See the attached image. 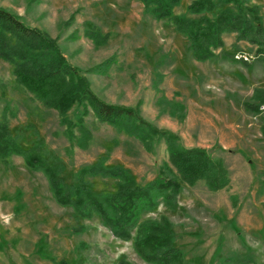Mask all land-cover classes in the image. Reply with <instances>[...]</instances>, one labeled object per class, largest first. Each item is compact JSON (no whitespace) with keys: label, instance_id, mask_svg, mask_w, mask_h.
<instances>
[{"label":"rangeland","instance_id":"obj_1","mask_svg":"<svg viewBox=\"0 0 264 264\" xmlns=\"http://www.w3.org/2000/svg\"><path fill=\"white\" fill-rule=\"evenodd\" d=\"M245 1L264 34V0ZM192 2L181 0L174 12L199 17L188 12ZM0 7L55 40L98 98L136 108L182 145L207 148L223 160L227 186L211 190L204 180L183 182L176 209L162 203L142 216L170 219L186 264H264V104L260 112L247 106L260 100L257 90L264 94V46L225 32L215 57L196 60L186 35L169 19L152 17L140 0H0ZM90 31L101 37L93 39ZM80 111L75 106L67 116L76 122ZM4 118L22 147L43 142L49 155L60 157L69 183L83 166L104 159L146 184L165 176L161 171L170 161L164 140L146 145L100 121L93 110L84 117L88 145L78 143L84 135L77 126L72 140L58 110L18 83L13 65L0 57V122ZM88 180L95 191L116 186L109 178ZM80 227L85 229L76 232ZM122 259L151 264L137 254L133 239L115 237L98 216L81 219L59 205L46 176L21 156L0 158V264Z\"/></svg>","mask_w":264,"mask_h":264},{"label":"trees","instance_id":"obj_2","mask_svg":"<svg viewBox=\"0 0 264 264\" xmlns=\"http://www.w3.org/2000/svg\"><path fill=\"white\" fill-rule=\"evenodd\" d=\"M145 11L157 20L169 19L189 40L194 59L205 61L216 56L224 46L223 33L236 32L238 38L264 46L262 22L247 7L245 0H193L188 7L199 17L178 15L174 9L181 0H140ZM98 40V32H89ZM263 48V47H262ZM0 57L13 65L18 83L33 93L47 107L63 116L61 122L82 136L78 143L87 146L89 129L85 116L93 110L102 122L132 135L144 144L154 139L164 140L169 162L161 173L146 184L138 182L131 169L121 164H107L104 159L83 166L75 182H67L65 165L60 157L49 155L43 142L24 148L11 134L7 119L0 122V158L21 156L26 166L41 171L47 178L56 202L73 209L77 217L91 219L98 216L111 233L124 241L133 239L137 254L151 264H186L185 255L176 244L173 223L166 215L159 219H142L160 204L176 209L182 183L194 185L204 180L211 190H219L230 183L229 171L222 159H215L204 147H186L169 130H161L145 120L136 108L107 103L96 96L88 79L71 65L55 40L37 28L26 25L18 16L0 7ZM247 63V62H246ZM260 100L247 104L253 112L261 111L264 94L257 90ZM81 107L76 122L67 116L73 107ZM264 134V126L262 127ZM177 173H175V170ZM167 174H171L169 177ZM89 177L109 178L115 181L110 191H95ZM85 227L76 229L81 232ZM55 264H68L55 260ZM118 264H131L122 259Z\"/></svg>","mask_w":264,"mask_h":264}]
</instances>
